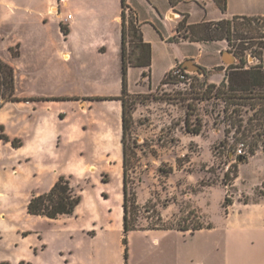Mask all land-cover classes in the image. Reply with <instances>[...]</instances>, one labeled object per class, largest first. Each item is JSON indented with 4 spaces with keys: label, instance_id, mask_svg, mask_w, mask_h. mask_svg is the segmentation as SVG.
<instances>
[{
    "label": "rangeland",
    "instance_id": "374dc122",
    "mask_svg": "<svg viewBox=\"0 0 264 264\" xmlns=\"http://www.w3.org/2000/svg\"><path fill=\"white\" fill-rule=\"evenodd\" d=\"M11 1L16 6L12 7L11 18L3 22L0 54L15 64L16 71L11 65L17 72L15 91L54 94V98L46 96L44 100L59 101L62 110L72 113L70 121L59 120V128L75 123L82 133L75 139L74 148L61 143L53 154L36 153L26 161L24 168L17 170L9 207L24 211L27 196L46 189L54 167L71 170L67 176L81 196L74 212L57 219L22 216L19 223L42 230L48 241L47 260L60 257L58 249L69 248L71 257L83 264H137L140 249L150 244L152 235L130 232L128 258L124 259L121 156L111 146L120 121L117 104L96 102L92 109L84 111L78 101L85 98L84 95L115 97L114 94L121 92L120 29L113 18V7L108 16H85L78 22L76 36L83 48L79 59L75 55L67 59L61 51L74 47L75 41L66 40L63 31L60 32L59 21L46 15L43 22L42 16L25 8L32 2L34 4L28 7L42 9L48 0ZM84 3L87 9L93 1L84 0ZM223 27L228 29V32L223 31V35L229 37L225 39L227 51L237 55L238 61L239 57L244 60L248 53L255 55L264 65V18H232ZM188 34L182 26L180 35ZM153 36L156 37L155 31ZM13 41L20 42V46L19 43L11 45L12 54L7 44ZM125 47L131 61H136L143 50L129 41ZM185 49L198 53L197 46H166L158 41L154 44L153 83ZM140 77L141 71L136 67L128 70L126 76L128 89L134 91L127 98L128 104L133 106L127 162L128 186L135 191L138 204L135 222L142 226L172 225L177 230V227H195L211 221L219 230L233 203L236 204L232 216L260 220L264 215V199H259L264 186L261 183L264 157H260L261 154L248 156V160L237 163L234 151L238 145L233 142L231 133L227 139L225 137L224 103L215 97L216 88L208 90L207 86L213 83L209 77L193 73L187 84L168 76L152 89H147L148 84L140 81ZM138 90L143 91L135 92ZM0 102L5 103L2 98ZM28 112L30 116L25 120ZM43 114L44 110L32 113L20 102L7 104L0 111V117L12 133H20L24 126L37 122ZM187 126L199 127L200 132L189 133ZM104 145L109 148H103ZM27 150L6 147L3 143L0 174L5 173L2 165L7 162L19 159L24 163ZM248 197L249 204L242 205ZM258 201L263 205L256 206ZM226 203L231 204L225 208ZM5 204L0 197V207ZM157 235L165 251L175 256H183L191 250L203 252L208 236L202 233L189 240V236L171 230ZM146 264H150V255Z\"/></svg>",
    "mask_w": 264,
    "mask_h": 264
},
{
    "label": "crops",
    "instance_id": "0c3cea01",
    "mask_svg": "<svg viewBox=\"0 0 264 264\" xmlns=\"http://www.w3.org/2000/svg\"><path fill=\"white\" fill-rule=\"evenodd\" d=\"M91 8H84V0H48L46 7L42 9H33L34 3L30 2L26 8L27 11L38 13L44 18L46 15L54 16L59 23L64 22L67 14L71 15L67 21L68 34L65 35L66 40L75 41V46L65 49L62 55L67 59H71L73 55L77 59L80 58V52L83 45H80V40H77L76 25L85 16L92 18L108 16L110 7H113V18L119 23L120 29V64H121V3L120 0H92ZM119 3V7H118ZM130 8V13L126 12L127 17L132 15L136 21V25L141 33L142 42L148 43L150 47L149 65L134 66L141 71L140 81L148 84L147 89H152L158 85L166 72H168L173 65L181 64L184 67L186 60H191L192 63L197 64L201 69H205L208 73L209 81L213 83H220L226 74L228 66L238 62L237 56L229 51L226 53L225 39H208V25L212 22L221 20H229L232 18H264V0H127ZM13 6H16L11 0H0V38L2 37V26L5 20H9L13 15ZM3 7V8H2ZM46 21L44 18L43 22ZM64 22V23H65ZM179 23L182 24L186 33L190 37H182L180 31L177 30ZM153 31L156 37L153 36ZM61 32V28H60ZM160 42L166 46L184 45L197 46L198 53L194 50L185 49L184 52L177 58H173L171 63L163 71L157 82H152L151 65L153 61V49L156 42ZM15 43L7 44V50ZM102 49V47H101ZM138 55V54H137ZM0 58L10 65L15 67L12 59H7L0 54ZM264 66V65H263ZM134 67H129L131 70ZM16 71V67H15ZM147 71V75L142 76V72ZM17 72H15V75ZM16 85L14 81L13 97L20 100L5 101L0 107L1 109L12 102H20L28 107L32 113L38 110H44L37 122L28 123L19 133H12L8 130L6 123L0 117V124L4 127V133L10 139H20L19 146L14 147L11 142H3L0 140V150L4 143L6 147L11 146L16 149H28L24 163L16 159L10 164L7 162L3 164L2 168L5 170L3 175L0 174V197L5 202V206L0 207V263L1 264H83L77 262L71 257L72 250L60 248V257L46 259L45 250L48 246L47 238L44 237L42 230L32 227L31 225H21L19 223L21 217H32L26 211V205L33 194H39L47 191L60 175L67 176L71 170L55 169L51 179L44 191H36L26 198L24 211L13 210L9 207V198L14 193L13 179L18 169L24 168L26 161H29L36 153H50L59 147L61 143L65 144L69 149L74 148L75 139L81 135L82 130L75 123H68L63 129L59 128V120L70 121L71 112L64 111L59 106V101L49 102L44 100L46 96L55 97L52 93L47 92H32L18 94L15 91ZM134 92L133 90H129ZM143 90L135 91L141 93ZM118 94H114L118 96ZM85 98L78 100L81 108L86 111L92 109L96 102H110L114 101L117 104L120 113V121L118 122L117 132L115 138L112 139V147L120 152L121 156V102L118 99H92L96 96L110 97L111 95H84ZM77 103V101H76ZM73 109V108H72ZM75 110V107L74 109ZM30 116L28 112L24 117L26 120ZM103 148H109L104 145ZM264 157L262 151L256 154ZM250 158V157H248ZM248 160V159H247ZM11 165V166H10ZM57 168V167H56ZM241 175H239L240 177ZM264 177L261 179L263 184ZM260 200L264 199V186L259 196ZM247 200L242 201V205L249 204ZM257 203V202H256ZM233 203L229 211L225 215V222L217 230V227L210 221L209 227H202L201 229L190 231H178L175 229H145L135 230L152 235L150 244L144 245L140 249L137 264H146L147 257L150 255V264H264V215L260 220L242 219L239 216H232L231 211ZM256 206L263 205L258 201ZM121 215H122V209ZM27 215V216H25ZM66 216V215H63ZM60 216V217H63ZM59 217V218H60ZM174 231L182 236H189V240L196 239L197 235L207 233L206 246L204 251L196 253L193 250L188 251L183 256H175L169 254L161 245V240L157 234L163 231ZM132 232V231H131ZM219 232L216 237V233ZM130 233V232H129ZM128 233V234H129ZM213 235V236H212ZM62 250V251H61ZM59 253V251H58ZM130 258V254H129ZM131 264V263H130Z\"/></svg>",
    "mask_w": 264,
    "mask_h": 264
},
{
    "label": "trees",
    "instance_id": "16d2710c",
    "mask_svg": "<svg viewBox=\"0 0 264 264\" xmlns=\"http://www.w3.org/2000/svg\"><path fill=\"white\" fill-rule=\"evenodd\" d=\"M121 3V92L115 97H95L93 99H118L121 102V194H122V242L124 245V259L128 258L127 235L131 231L145 229H173L172 225H138L135 221L137 218L138 204L136 193L128 186L129 181V165L127 162V136L129 135L132 123L131 109L133 106L128 104L127 98L131 93L127 85V72L129 67L149 65L150 47L148 43L142 42L141 33L136 25V21L132 15H126V9H129L127 0H120ZM228 20L212 22L208 25V39H229L228 35H223V24ZM182 24L179 23L177 30L180 31ZM60 28L63 33L68 34L69 28L61 23ZM182 37L193 36L182 35ZM129 38V39H128ZM134 43L135 46L142 48V52L137 56L136 61H131L126 55V43ZM11 51V49H9ZM12 52V51H11ZM13 54V52H12ZM237 56V55H235ZM243 60L239 57L237 63L230 64L226 71L224 79L219 83H210L209 87L216 88L215 97L220 98L224 103L223 122L225 123L224 134L226 139L228 134H232L234 143H243L247 147V151L242 155H235L237 163L247 160L248 156L256 154L258 151L264 153V66L262 64L244 68ZM202 76H208L205 69L201 72ZM147 75L145 71L142 76ZM165 78H162L163 82ZM15 71L13 67L0 58V98L3 101H15L14 92ZM7 92V94H6ZM2 106L0 102V107ZM187 132L198 134L200 128H188ZM224 138V141L226 140ZM0 140L3 142H11V145L17 147L20 145V139H10L4 133V127L0 124ZM235 154V152H234ZM239 157L242 160H239ZM264 185V182H263ZM81 200L78 194L71 185L68 176L60 175L52 186L45 192L33 194L27 205L26 211L30 215L44 216L49 219H57L63 215H70L74 212L76 206ZM231 203H226L225 208ZM209 227L198 224L195 227L182 226L177 227V230L191 233L202 227Z\"/></svg>",
    "mask_w": 264,
    "mask_h": 264
},
{
    "label": "built area",
    "instance_id": "2783aa9c",
    "mask_svg": "<svg viewBox=\"0 0 264 264\" xmlns=\"http://www.w3.org/2000/svg\"><path fill=\"white\" fill-rule=\"evenodd\" d=\"M62 1L64 2V0H62ZM127 10H129V9H127ZM69 18H71V15L67 14L63 21L65 22ZM64 22H61V23L68 26V24L66 22L65 23ZM260 64H261V60L259 57L255 56V55H251L248 53L244 57L242 66L244 68H250V67L260 65ZM192 74H193L192 72H189L181 64H175L172 66V68L168 72H166V74L164 75L163 78L171 76V77H174L175 79H177L178 81L190 84ZM196 75L202 76L201 73H196ZM237 145L238 146H237L236 150L234 151L235 155L237 156V155L245 154L247 151V147L241 142L237 143Z\"/></svg>",
    "mask_w": 264,
    "mask_h": 264
},
{
    "label": "water",
    "instance_id": "95a60500",
    "mask_svg": "<svg viewBox=\"0 0 264 264\" xmlns=\"http://www.w3.org/2000/svg\"><path fill=\"white\" fill-rule=\"evenodd\" d=\"M226 53H229V51H226ZM184 68L187 69L189 72H192V73H201L202 72V69L200 66H198L197 64H194L191 62V60H186L185 63H184ZM239 160L241 161L242 158L239 157Z\"/></svg>",
    "mask_w": 264,
    "mask_h": 264
}]
</instances>
